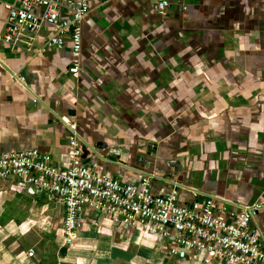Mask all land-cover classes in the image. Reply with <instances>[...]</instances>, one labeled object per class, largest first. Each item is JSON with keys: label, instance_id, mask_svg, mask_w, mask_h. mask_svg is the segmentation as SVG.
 <instances>
[{"label": "crops", "instance_id": "crops-1", "mask_svg": "<svg viewBox=\"0 0 264 264\" xmlns=\"http://www.w3.org/2000/svg\"><path fill=\"white\" fill-rule=\"evenodd\" d=\"M156 1L92 0L78 76L70 39L46 52L42 38L32 52L0 44V152L37 148L66 167L76 122L86 163L132 184L153 173V193L178 185L180 203L258 201L264 239V0H172L166 16ZM63 218L58 200L0 179V264H205L94 210L62 245Z\"/></svg>", "mask_w": 264, "mask_h": 264}, {"label": "built area", "instance_id": "built-area-1", "mask_svg": "<svg viewBox=\"0 0 264 264\" xmlns=\"http://www.w3.org/2000/svg\"><path fill=\"white\" fill-rule=\"evenodd\" d=\"M91 2L0 0L6 14L0 44L19 47L23 42L26 51L32 52L38 38H42L38 51L46 52L66 47L70 39L69 71L78 76L82 65L81 24ZM171 2L157 0L155 12L166 16ZM45 27L51 29L50 34L43 33ZM11 75L26 85L24 76ZM69 128L70 165L66 167L57 165L50 154L37 148L0 152V179L11 178L24 186H34L39 195L63 205L62 245L74 242L88 212L94 210L112 223L145 228L167 239L173 236L168 255L177 258L201 253L205 264H264L263 232L251 226L261 208L258 201L241 203L211 195L203 201L180 203L178 185L165 194L153 193V173H145L138 184L122 182L108 170H99L96 163L84 161V143L77 123ZM33 253L31 250L29 255Z\"/></svg>", "mask_w": 264, "mask_h": 264}, {"label": "rangeland", "instance_id": "rangeland-1", "mask_svg": "<svg viewBox=\"0 0 264 264\" xmlns=\"http://www.w3.org/2000/svg\"><path fill=\"white\" fill-rule=\"evenodd\" d=\"M10 1H12V0H10Z\"/></svg>", "mask_w": 264, "mask_h": 264}]
</instances>
